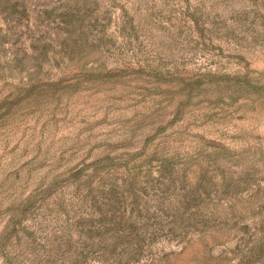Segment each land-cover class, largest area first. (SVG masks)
Segmentation results:
<instances>
[{
    "label": "rangeland",
    "instance_id": "374dc122",
    "mask_svg": "<svg viewBox=\"0 0 264 264\" xmlns=\"http://www.w3.org/2000/svg\"><path fill=\"white\" fill-rule=\"evenodd\" d=\"M0 264H264V0H0Z\"/></svg>",
    "mask_w": 264,
    "mask_h": 264
}]
</instances>
